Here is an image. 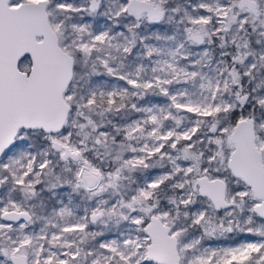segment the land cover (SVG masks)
<instances>
[{
	"label": "snow or ice",
	"instance_id": "1",
	"mask_svg": "<svg viewBox=\"0 0 264 264\" xmlns=\"http://www.w3.org/2000/svg\"><path fill=\"white\" fill-rule=\"evenodd\" d=\"M0 264H264V0H0Z\"/></svg>",
	"mask_w": 264,
	"mask_h": 264
}]
</instances>
